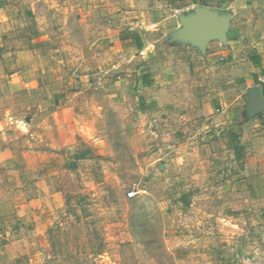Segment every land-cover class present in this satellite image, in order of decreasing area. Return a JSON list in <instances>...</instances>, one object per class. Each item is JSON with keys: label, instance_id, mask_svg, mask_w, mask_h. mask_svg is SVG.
Wrapping results in <instances>:
<instances>
[{"label": "crops", "instance_id": "0c3cea01", "mask_svg": "<svg viewBox=\"0 0 264 264\" xmlns=\"http://www.w3.org/2000/svg\"><path fill=\"white\" fill-rule=\"evenodd\" d=\"M70 1L113 24L99 39L107 37L119 53L116 82L123 71L134 74L130 84L138 89L141 121L161 134L160 150L168 151L170 138L186 141L179 159L180 209L209 216L218 226L222 221L238 235L236 248L253 256H237L236 264H264V0ZM6 22L0 9V29ZM59 35L43 42L51 58L61 51ZM2 52L0 217L14 216L19 233L26 209L19 150L66 146L89 116H83L82 92L64 97L56 90L52 59L27 68L24 57L17 55L15 66ZM130 55L135 61L125 62ZM39 56L48 55L41 50ZM35 180L41 187V173ZM41 198L39 190L32 199L39 212Z\"/></svg>", "mask_w": 264, "mask_h": 264}, {"label": "rangeland", "instance_id": "374dc122", "mask_svg": "<svg viewBox=\"0 0 264 264\" xmlns=\"http://www.w3.org/2000/svg\"><path fill=\"white\" fill-rule=\"evenodd\" d=\"M76 6L70 0H0L8 18L0 29L2 58L17 66L16 56L24 57L27 68L52 59L56 90L64 97L82 92L83 116H89L66 146L19 150L25 230L14 232V216L0 217V264H236L237 256L251 258V250L236 248L238 235L225 223L180 209L186 141L178 134L167 152L160 150L161 134L141 121L134 74L123 71L116 82L119 53L107 37L99 39L113 24ZM56 33L62 34L55 42L61 51L51 58L43 42ZM41 50L48 56L41 58ZM134 188L141 193L129 198ZM39 190L40 212L32 202ZM17 237L24 242L17 245Z\"/></svg>", "mask_w": 264, "mask_h": 264}, {"label": "built area", "instance_id": "2783aa9c", "mask_svg": "<svg viewBox=\"0 0 264 264\" xmlns=\"http://www.w3.org/2000/svg\"><path fill=\"white\" fill-rule=\"evenodd\" d=\"M142 192H143V191H142ZM140 193H141L140 190H137L136 188H134L131 192H129L128 196H129V198H134V197H136L137 195H139ZM245 261H246L245 264H247L248 260H245Z\"/></svg>", "mask_w": 264, "mask_h": 264}]
</instances>
